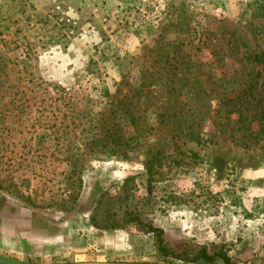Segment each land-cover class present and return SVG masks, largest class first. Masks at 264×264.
<instances>
[{
	"label": "rangeland",
	"instance_id": "1",
	"mask_svg": "<svg viewBox=\"0 0 264 264\" xmlns=\"http://www.w3.org/2000/svg\"><path fill=\"white\" fill-rule=\"evenodd\" d=\"M257 72L262 105L264 0H0V264H264V140L228 114Z\"/></svg>",
	"mask_w": 264,
	"mask_h": 264
},
{
	"label": "trees",
	"instance_id": "2",
	"mask_svg": "<svg viewBox=\"0 0 264 264\" xmlns=\"http://www.w3.org/2000/svg\"><path fill=\"white\" fill-rule=\"evenodd\" d=\"M255 59L258 60V56H254ZM258 76L259 73L257 72L255 75H252L249 78V83H250V88L248 91L243 90L238 96L233 97L230 101L232 102V107L228 110V114H236V118L234 119V125H241L244 124L246 131L248 132L247 136L250 135H254L256 140H253L255 142H259L261 139L264 140V104L261 105V99L262 97L260 96L259 92L253 93L252 91L254 90V88H256V86L259 84H263V80L262 81H258ZM246 96H249L250 99L247 100ZM243 98L242 102L239 103V100ZM242 103H245V106H243ZM126 116H129L131 121L133 123H135L134 120V116L132 115V113L130 112V110H122L120 112V115L116 118V115L114 114L113 117L116 118V122H115V127H120L122 128V123L120 122V119H124ZM128 125V122L126 123ZM255 124V129L252 128V125ZM164 126H166L165 124H163ZM125 126V125H124ZM216 127H225L226 124L222 123V122H218L215 124ZM116 129L113 132H111L113 138L111 139L112 142L115 143L114 147H119V148H128L129 150H133L135 148H137L141 143H142V137L139 134V130L136 129L135 127H133V130L130 131L128 130V134L124 135L122 133H120V131L122 129ZM179 130V131H178ZM188 130V129H187ZM175 131L181 132L182 130H180V125H177L175 128ZM190 132V135H197V138L200 135L199 131L195 130H188ZM222 131V130H221ZM237 131H239V128L237 129ZM231 136L234 138L235 143L238 144H242L243 146H247V142L245 140H241L238 137H236L233 133H231ZM261 136V138H260ZM252 141V140H251ZM171 143L174 146V149L177 150L178 145L177 143L171 139ZM106 143H103L100 145V147H107ZM113 149V148H112ZM179 155L181 156L180 158H174V160L172 161V163L176 166H181L182 163H185V158H187L188 155H186L183 152H178ZM125 156V154H124ZM146 158L145 161L142 163V167L146 170V173L150 174V177H153L154 175H157V172L154 171V167L155 166H160L162 164V157L164 156L163 153H161L160 149L156 150L153 153H146ZM192 156H194V154H192ZM73 182L75 183L77 189H75L70 195H69V203L67 206H64L65 209H69L72 208L75 205L76 200L79 197V193H78V184L82 185V179L80 177H77L73 180ZM104 193L101 194V198H103ZM101 198L98 200V202L96 203V210L97 208L100 206L102 200ZM54 203H50L49 205H53ZM95 213H97L96 211H94V215H92L91 217V223L93 226L95 227H103V228H114L117 226L116 221L115 220H101L100 222L95 218Z\"/></svg>",
	"mask_w": 264,
	"mask_h": 264
},
{
	"label": "water",
	"instance_id": "3",
	"mask_svg": "<svg viewBox=\"0 0 264 264\" xmlns=\"http://www.w3.org/2000/svg\"><path fill=\"white\" fill-rule=\"evenodd\" d=\"M52 264H163L156 262H123V261H77L67 263H52Z\"/></svg>",
	"mask_w": 264,
	"mask_h": 264
}]
</instances>
